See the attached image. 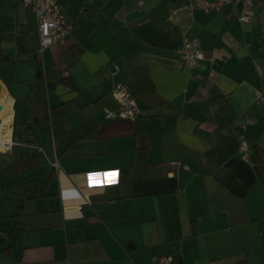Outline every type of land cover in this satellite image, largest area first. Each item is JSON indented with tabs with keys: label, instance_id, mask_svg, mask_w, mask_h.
Instances as JSON below:
<instances>
[{
	"label": "crops",
	"instance_id": "1",
	"mask_svg": "<svg viewBox=\"0 0 264 264\" xmlns=\"http://www.w3.org/2000/svg\"><path fill=\"white\" fill-rule=\"evenodd\" d=\"M59 1L73 23L62 44L38 52L35 16L20 0L23 16L16 9L12 28L0 24L10 141L13 122L32 116L31 85H43L48 110L31 143L44 175L41 166L25 175L20 209L15 179L1 172L25 146L0 149V188L13 202L0 209V264H154L165 255L173 264H264V130L247 158L238 151L245 115L264 129V0L248 21L243 0L218 12L190 0ZM191 39L193 69L179 55ZM118 81L142 108L135 121L105 117L118 110ZM52 125L80 137L54 140ZM107 170L115 182L86 187L87 173Z\"/></svg>",
	"mask_w": 264,
	"mask_h": 264
},
{
	"label": "built area",
	"instance_id": "2",
	"mask_svg": "<svg viewBox=\"0 0 264 264\" xmlns=\"http://www.w3.org/2000/svg\"><path fill=\"white\" fill-rule=\"evenodd\" d=\"M22 5L30 8L35 16L36 31L38 37V52H41L44 48L62 44L68 38L73 23L64 13L59 0H20ZM233 0H190L192 5L201 4V7L208 12H218L224 7L230 5ZM254 0H243L244 12L240 19L242 21H248L250 15L247 11L253 5ZM199 42L197 39L186 40L183 46L179 50L181 61L189 68L193 69L197 60L200 58V51L198 49ZM113 73L118 70L116 65H113ZM110 95L115 100L118 110L112 111L105 109V117L108 119H122L128 121H135L142 114V108L138 104L134 95L124 82H115L110 90ZM244 132L239 137L238 151L243 159L247 158L249 152V142L246 139V131L249 127L253 126V121L245 115L243 117ZM14 145L13 141H10L6 148H10ZM53 168L57 169L59 164L54 157L51 162ZM107 171L89 172L86 174V187L97 186L102 182H115L116 179L107 180L109 175ZM105 177V179H104ZM174 261L172 255H165L159 257L154 264H172Z\"/></svg>",
	"mask_w": 264,
	"mask_h": 264
},
{
	"label": "trees",
	"instance_id": "3",
	"mask_svg": "<svg viewBox=\"0 0 264 264\" xmlns=\"http://www.w3.org/2000/svg\"><path fill=\"white\" fill-rule=\"evenodd\" d=\"M6 58L8 57H4L3 59ZM34 64L36 65L37 72L40 76L41 70L39 69V63L36 61ZM24 101L30 106L32 110V116L30 118L24 119L21 122H13L12 141L14 142V144H17L19 146L24 145L25 147L17 156H15L7 164V166L1 172L7 178L15 179L14 188L20 189L19 191H21L22 186L25 184V175L28 172H34L39 166L43 165L45 162V157L43 153L39 150L40 146H34V144L31 143L34 141L33 137L35 138L36 136V122L39 120L48 119V110L46 107L44 87L41 83L33 84L30 86ZM261 130L264 129H260L258 131L255 130V128L252 126L247 129L246 139L248 140L249 144L252 140L258 137V134ZM52 136L54 140H57L59 137H62V141H65L66 143H71L72 141L80 137L77 135H73L68 131H64L59 125H52ZM44 185L45 182H42L41 185L32 189L31 191H41V188L43 189ZM19 196H21V199L19 201L18 209L21 208V203L25 201L24 192L21 191L19 193ZM4 250H7V247L4 248ZM173 259L174 263L177 258L173 257Z\"/></svg>",
	"mask_w": 264,
	"mask_h": 264
},
{
	"label": "rangeland",
	"instance_id": "4",
	"mask_svg": "<svg viewBox=\"0 0 264 264\" xmlns=\"http://www.w3.org/2000/svg\"><path fill=\"white\" fill-rule=\"evenodd\" d=\"M14 1L15 0H0V24H4L5 26H8L10 28H12L14 23H15V11H16V9L19 10L20 15H22V16L24 14L22 9L25 10V8H23V6L19 2H18V4L15 5ZM8 41L10 43V41H14V40H13V38H11V40H8ZM19 114L20 113H19V107H18L17 119L20 117ZM38 124H39V127H38V129H39V140H40V142L43 143V148H44L45 152L47 154H50V151H49L50 142H49L48 136H47V134L45 135V131H44L45 129L40 130L41 126L46 127L47 122L42 121L41 123H38ZM46 133H47V130H46ZM3 160H4V158H3ZM3 163H4V161L1 160L0 161V170L4 167ZM46 167L48 170L49 167L48 166H46ZM39 171L43 172V175H44V167L43 166L39 167ZM8 187L9 186L6 185L2 189L0 188V202H1V205H0L1 208L0 209L2 211L6 210L8 207L11 208L13 206L12 201L5 199V194H7L6 192L8 191ZM6 205H8V207Z\"/></svg>",
	"mask_w": 264,
	"mask_h": 264
},
{
	"label": "bare ground",
	"instance_id": "5",
	"mask_svg": "<svg viewBox=\"0 0 264 264\" xmlns=\"http://www.w3.org/2000/svg\"><path fill=\"white\" fill-rule=\"evenodd\" d=\"M0 149H4L10 142L11 114L6 109L0 110Z\"/></svg>",
	"mask_w": 264,
	"mask_h": 264
},
{
	"label": "water",
	"instance_id": "6",
	"mask_svg": "<svg viewBox=\"0 0 264 264\" xmlns=\"http://www.w3.org/2000/svg\"><path fill=\"white\" fill-rule=\"evenodd\" d=\"M2 109V106H1V104H0V110Z\"/></svg>",
	"mask_w": 264,
	"mask_h": 264
},
{
	"label": "snow or ice",
	"instance_id": "7",
	"mask_svg": "<svg viewBox=\"0 0 264 264\" xmlns=\"http://www.w3.org/2000/svg\"><path fill=\"white\" fill-rule=\"evenodd\" d=\"M114 175V174H113Z\"/></svg>",
	"mask_w": 264,
	"mask_h": 264
}]
</instances>
